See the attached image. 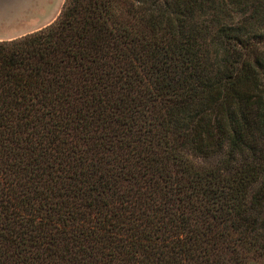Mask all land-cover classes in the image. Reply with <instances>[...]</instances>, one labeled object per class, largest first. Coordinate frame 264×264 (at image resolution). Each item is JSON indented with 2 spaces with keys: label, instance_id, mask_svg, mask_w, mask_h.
Segmentation results:
<instances>
[{
  "label": "trees",
  "instance_id": "obj_1",
  "mask_svg": "<svg viewBox=\"0 0 264 264\" xmlns=\"http://www.w3.org/2000/svg\"><path fill=\"white\" fill-rule=\"evenodd\" d=\"M164 33L148 56L183 70L152 99L188 95L159 108L168 155L145 158L130 91L139 36ZM221 237L230 264H264V0H64L0 39V264H218L199 257Z\"/></svg>",
  "mask_w": 264,
  "mask_h": 264
},
{
  "label": "rangeland",
  "instance_id": "obj_2",
  "mask_svg": "<svg viewBox=\"0 0 264 264\" xmlns=\"http://www.w3.org/2000/svg\"><path fill=\"white\" fill-rule=\"evenodd\" d=\"M169 39L170 36L168 33L159 34L155 36L141 34L139 36L141 52L144 56L145 61V74L144 79L141 82H138L137 84L135 83L133 90L130 92H134L137 97L141 98V102L146 104L144 109L147 112L152 111L150 117L153 120L149 124L148 122L146 123V126L150 127L149 133L153 135L151 142L152 146L147 143L148 140L143 138L141 140L145 145V147L143 148L146 154L145 158H150L152 155H168L169 148L164 145V139L162 138L160 124L162 114L161 112H159V108L162 105H168L169 103L175 100L182 99L188 95V91L186 89L181 88L175 92L164 91L160 95H158L156 99H152V94L154 93L155 87L157 85L163 82H168L177 79L178 77H180L181 71L183 70V64L178 61L176 56H173L170 59H164L161 57L159 59H153L148 56L152 50H162L165 46H168ZM126 86L127 84L124 82L123 77L120 82H114V85L110 90L107 91V94H111L112 96L119 93L126 94L128 92ZM130 92H128V94ZM96 132L97 131L93 133L94 137L96 136ZM141 132L147 133L143 130ZM168 160V162L170 163L171 159L169 158ZM193 160L199 161L200 159L193 157ZM178 177L182 179H188L186 175H179ZM193 220L197 223L204 222L205 225L210 221L209 218L202 217L201 215L194 216ZM213 223L215 224V229H217V219L215 220V222L213 221ZM215 229L212 227L211 224V232L207 235L211 238L215 237L213 235V232L216 231ZM28 254L32 255V251H28ZM3 256L7 257L5 259V263L1 264H10L9 262L14 258V254L12 253V251L5 253ZM199 258L203 259L205 262H212L214 260H217L218 264H230V262L233 263L232 259L229 257L228 241L227 239H222V237L219 239L215 247H211L208 260L203 257Z\"/></svg>",
  "mask_w": 264,
  "mask_h": 264
},
{
  "label": "crops",
  "instance_id": "obj_3",
  "mask_svg": "<svg viewBox=\"0 0 264 264\" xmlns=\"http://www.w3.org/2000/svg\"><path fill=\"white\" fill-rule=\"evenodd\" d=\"M63 0H0V39H9L53 21Z\"/></svg>",
  "mask_w": 264,
  "mask_h": 264
}]
</instances>
